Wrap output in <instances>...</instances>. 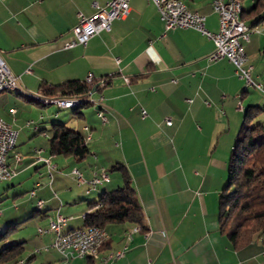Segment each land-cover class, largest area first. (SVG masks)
I'll return each mask as SVG.
<instances>
[{
  "label": "crops",
  "instance_id": "crops-1",
  "mask_svg": "<svg viewBox=\"0 0 264 264\" xmlns=\"http://www.w3.org/2000/svg\"><path fill=\"white\" fill-rule=\"evenodd\" d=\"M109 1L0 0V51L19 76L23 91L40 93L43 83L85 81L89 73L96 83L86 96L89 104L74 107L71 115L62 114V109L69 108L57 106L56 110L17 92L0 94V116L17 132L16 146L8 155V164L16 172L9 180L14 203L18 195L29 191L24 185L34 168L38 171L46 161L53 166L34 183L36 195L31 198L43 200L42 209L31 207L29 201L9 207L0 212L1 230L12 224L19 230L36 211L42 213L40 222L46 226L42 229H48L58 215L67 219L63 232L80 229L84 216L97 209L90 204L124 184L122 172L112 170L117 165L131 177L146 230L130 223L108 224L100 252L69 258L72 264H264V233L234 246L220 231L218 206L233 147V117L241 114L238 110L244 108L245 98L251 101L249 106L258 98L230 61L209 59L215 49L212 39L195 29L166 31L157 7L148 0H130L129 15L114 20L110 31L94 36L86 46L65 48L80 15L90 17L96 11L94 3L104 6ZM182 1L206 17L209 31L219 30L213 0ZM239 1L243 21L254 29L243 41L248 64L253 66L252 79L262 89L253 86L264 91V0L258 10L260 0H252L248 8L244 0ZM239 101L242 109L236 110ZM166 119L172 124L167 125ZM50 123L80 131L90 153L83 159L52 156ZM184 127L195 133L194 145L181 138ZM206 127H217L212 133L226 134V139L219 137L216 150L203 162L190 149L202 146L199 141ZM42 131L47 144L40 142ZM212 145L210 141L208 148ZM102 171L108 173L109 181L92 186L95 174ZM54 185L59 192L53 190V194ZM0 196L10 198L6 193ZM18 230L8 243L25 245L26 238L18 237ZM39 234L46 252L57 251L49 248L53 232ZM120 251L122 257L111 259L112 253ZM47 259L53 255L49 253Z\"/></svg>",
  "mask_w": 264,
  "mask_h": 264
},
{
  "label": "trees",
  "instance_id": "trees-1",
  "mask_svg": "<svg viewBox=\"0 0 264 264\" xmlns=\"http://www.w3.org/2000/svg\"><path fill=\"white\" fill-rule=\"evenodd\" d=\"M262 4L263 1L260 0L255 9L258 10ZM244 18L243 13L242 19ZM107 82L106 78L105 84ZM95 86L94 81L86 80H69L57 85L43 83L40 93L53 97L86 98ZM77 101L79 104L76 107L82 106L83 102L89 104L88 99ZM262 112L263 108L259 105H250L246 110L243 128L229 159L227 184L218 202L220 231L236 247L250 243L255 236L264 233V128L262 122L253 123ZM79 113L78 111L77 114ZM49 147L52 156L83 159L90 153L82 133L63 123L53 125ZM115 169L122 172L124 184L102 194L90 204L97 209L84 216L80 229L90 226L105 229L111 223H130L146 230L142 206L128 171L117 165L112 167V170ZM42 207L37 208L41 210ZM17 230V224H12L0 233V264L30 262L23 260V242L8 243L10 235Z\"/></svg>",
  "mask_w": 264,
  "mask_h": 264
},
{
  "label": "built area",
  "instance_id": "built-area-1",
  "mask_svg": "<svg viewBox=\"0 0 264 264\" xmlns=\"http://www.w3.org/2000/svg\"><path fill=\"white\" fill-rule=\"evenodd\" d=\"M148 1L153 2L157 7L161 19L165 24L166 31L177 29H195L200 31L214 41L215 49L209 56L211 61L215 62L227 59L235 66L236 72L246 80L248 85H254L262 89V86L256 84L252 79L253 66L248 64L249 58L243 46V41L249 39V35L254 29L245 25L241 16H237V7L242 6V3H236L235 0H213V9L219 15V30L217 32H211L206 28V17L198 12L189 10L182 0ZM94 7L96 11L92 16L85 17L80 15L79 23L72 30L73 38L65 43V48L69 49L77 45L86 46L94 36L103 31H110L114 20L126 18L131 9L130 0H110L104 6L96 2L94 3ZM27 72H31V69H28ZM93 79L94 75L92 73H89L86 77L87 82H92ZM126 80L129 82V79ZM0 86L22 88L19 76L11 71L1 51ZM38 94L44 98L58 99L64 105H71L79 99H87L85 97H53L43 95L39 92ZM238 109H242L240 104L238 105ZM11 112L14 113L15 109H12ZM99 116L103 120H106L105 116ZM143 116H147L146 111H143ZM166 124L171 125V119H166ZM16 140L17 132L0 116V182L9 181L16 175L15 170L8 164V155L16 146ZM19 160L20 157H17V161ZM46 162L51 170L53 166L49 161ZM75 173L80 175L78 170H75ZM107 181H109V175L107 172L102 171L99 174H95L91 184L95 187ZM39 185L38 183L37 186ZM31 195H36L35 189L32 190ZM43 205L44 201L38 200L37 207H42ZM66 221V218L58 215L57 220L50 223L48 229H39V233L53 232L55 234L54 241L49 248L56 249L65 258H87L86 248L89 245H98V249L101 248L102 244L99 243V236H96V229H100L101 227L90 226L84 228L83 231L77 234L65 235L63 227ZM78 240H86V248L82 252H75V245ZM123 255L124 252L120 251L117 256H113L111 259H117Z\"/></svg>",
  "mask_w": 264,
  "mask_h": 264
},
{
  "label": "rangeland",
  "instance_id": "rangeland-1",
  "mask_svg": "<svg viewBox=\"0 0 264 264\" xmlns=\"http://www.w3.org/2000/svg\"><path fill=\"white\" fill-rule=\"evenodd\" d=\"M251 1L252 0H244V5L248 8L251 5ZM263 54H264V51H263ZM4 92L10 93L9 90H6ZM250 92L252 94H254L255 97L258 98V100H255L256 102H254V103L255 104L257 103L258 105H260L261 107L264 108V91H260L259 89H257L253 85H251L250 86ZM1 93L2 92H0V94ZM248 100L249 99H246V98L244 99V101H243L244 105L241 104L244 108L242 110H238V111H241V114L237 115V116H234L233 120H232L233 121V127H232L233 146L235 144V141H236L238 135L240 134V132H241V130L243 128V122H244L245 113H246V111L244 109L245 108L247 109L249 104H251V101L250 100L248 101ZM240 103H241L240 101L237 103L236 110H237L238 105ZM52 107L57 110V108H56L57 105H53ZM94 111H95V109H93V113H94ZM72 112H73V108L62 109V114L63 115H71ZM258 122H262V124H263L262 126L264 128V112H262L254 120L253 123H258ZM69 126H71V127L74 126L73 122L70 123ZM52 128H53V124L50 123L49 127H47V129L50 130V132H51ZM215 128H217V127H206V130H207L206 134L199 141V142H202V146L200 144L201 147H199L197 149H194V147H192L190 149V151H196L197 153H199L201 155V158L203 159V162L208 161V159L210 158V156L212 154L211 152L216 150L215 147H216L217 140L219 139V137H222V141L226 139L225 138L226 134L220 133V135H218V134H216V131H214V133H212ZM218 128H220V127H218ZM43 132L44 131L39 133V136H40V139H41V140L40 139L39 140H40V142L45 141V144H47V141H46L47 138L44 136ZM180 134L184 135V136H181L182 139L185 138V139L189 140L191 142V144H193V143H195L197 141L196 140L197 137H196L195 133L190 128H187V127L185 128L184 127L183 128V132H180ZM210 141H213V145L209 149L208 145H209ZM232 151H233V147L231 148V150L229 152V159H230V156L232 154ZM229 159H228V162H229ZM214 163H215V161L212 162V167L213 168H214ZM71 168L72 167H69V170H71ZM46 169H47V172H48L49 171L48 170V165L42 166L38 170L39 172L36 171L35 168L32 170L33 177H31L29 175L28 179L26 181V184L24 185L25 186L24 188L28 189L29 191L24 193V194L18 195L16 200H15V202H17V203H14V198H13L14 194H15V191H13L14 188L13 187H9V184H11V182H9V181L0 182V193L1 194L6 193V194H8L10 196L9 199L0 196V212L4 213L6 210H8L9 207L16 206V204L17 205L24 204L26 201L30 202L31 207L35 206L36 209H38L37 208V201L38 200L31 198V196H32L31 192L34 189L36 191V185L34 183H35L36 179H39V174L42 173V172H46ZM228 171H229V163H228V167H227V170H226V175L227 176H226L225 185L227 184V180H228V173H229ZM47 176H48L47 178L49 179V173L47 174ZM53 190H57V192H59V189H58V187L56 185H54V187L52 188V193L54 194ZM56 204L58 205L59 202L57 201ZM65 206L66 205H64V207ZM51 212H53V211H51ZM35 214L36 215H35V217L33 219H29L28 221H26L24 223V225L21 228H19L18 232H16L18 237L26 238L25 252H24L23 260L25 262L30 261L27 264H72V262H73L72 260L73 259H69V258L65 259V257H63V255L59 254L55 250H51V252H46L45 249L47 248V246H46V244L43 241H41L43 239V237L41 236V234H39V228H46V226H44L40 222L42 220L41 211H36ZM4 231L5 230L2 231L1 228H0V233H3ZM11 235H13V233ZM49 253H51L53 255V259H51V260L47 259V255H49ZM34 254H36V258H32L31 259L30 257L32 255H34ZM94 255H96V254H94ZM94 255H88L87 257L94 256ZM19 264H21V263H19Z\"/></svg>",
  "mask_w": 264,
  "mask_h": 264
},
{
  "label": "bare ground",
  "instance_id": "bare-ground-1",
  "mask_svg": "<svg viewBox=\"0 0 264 264\" xmlns=\"http://www.w3.org/2000/svg\"><path fill=\"white\" fill-rule=\"evenodd\" d=\"M235 2L241 3L239 0H235ZM242 12H243L242 6L237 7V16H241V19H242ZM242 21H243V19H242ZM6 90L23 94L26 97H28V98L36 101V102H39V103L46 104V105H57L60 108H73L79 104V101H75V103H73L71 105H64V104H61L58 99L44 98L38 93H31V92L23 91L22 88H14L11 86H0V92H4ZM100 115H102V114L100 113ZM83 230L84 229L72 230V231L66 232L65 235H74V234H77L78 232H81ZM96 236H99V243L102 244L101 245V247H102L104 245L105 241L107 240V237H108L106 230L102 229V228L96 229ZM85 248H86V240H78V242L75 245V252H82L83 249H85ZM100 250H101V248L98 249V245H89L86 248V256L97 254ZM119 253L120 252L112 253L110 255V257L112 258L113 256H117Z\"/></svg>",
  "mask_w": 264,
  "mask_h": 264
},
{
  "label": "water",
  "instance_id": "water-1",
  "mask_svg": "<svg viewBox=\"0 0 264 264\" xmlns=\"http://www.w3.org/2000/svg\"><path fill=\"white\" fill-rule=\"evenodd\" d=\"M95 89V88H94ZM94 89H93V91H94Z\"/></svg>",
  "mask_w": 264,
  "mask_h": 264
}]
</instances>
